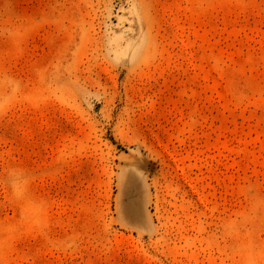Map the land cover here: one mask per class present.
<instances>
[{
    "label": "rangeland",
    "instance_id": "obj_1",
    "mask_svg": "<svg viewBox=\"0 0 264 264\" xmlns=\"http://www.w3.org/2000/svg\"><path fill=\"white\" fill-rule=\"evenodd\" d=\"M0 264H264V0H0Z\"/></svg>",
    "mask_w": 264,
    "mask_h": 264
}]
</instances>
